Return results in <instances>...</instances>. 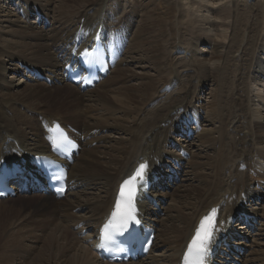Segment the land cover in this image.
Masks as SVG:
<instances>
[{
	"label": "bare ground",
	"instance_id": "6f19581e",
	"mask_svg": "<svg viewBox=\"0 0 264 264\" xmlns=\"http://www.w3.org/2000/svg\"><path fill=\"white\" fill-rule=\"evenodd\" d=\"M20 1L15 3L18 7L14 12L0 6V161H18L29 167L30 155H47L44 122L72 127L82 146L69 166L70 190L64 199L21 195L36 213L52 214L51 219L37 222L44 229L53 227L34 260L41 264H112L104 262L96 251L97 226L110 213L120 182L140 163L148 162L150 174L160 178L151 190L159 209L146 201L139 207L143 223L157 235L147 257L126 264H180L196 225L213 207L219 210L218 222L228 246L218 248L220 255L215 262H239L241 253L233 246L244 247L247 238L238 235L246 236L257 223L250 222L251 227L240 224L242 232L238 234L239 220L234 225L232 218L248 214L264 219V206L255 208L256 201H264V193L248 179L253 172L264 185V112L260 109L264 102V0H242L244 9L239 3L231 6L230 1L213 13L202 4L195 9L198 22H203L196 35V53H205L202 46L212 49L209 63L195 59L197 68L191 63L193 56L182 47L184 36L193 32L186 27L190 11L197 5L193 1ZM205 1L215 5L226 0ZM32 6L38 7L36 15L43 24L49 23L48 29L21 18L19 11L29 17L34 14ZM210 12L218 24L208 20ZM100 27L105 32L122 29L129 44L111 71L113 78L110 74L94 89L82 93L63 75L64 58L70 55L67 46L75 43L82 29L89 34L83 44L87 46ZM227 39L230 41L225 44ZM244 39L250 48L241 59L231 58ZM170 52L188 61L186 75H172L174 68H164ZM216 61V68L208 65ZM26 69H42L53 84L36 80ZM209 86L213 101L204 107L208 116L201 120L194 101L201 102L202 88ZM248 99L254 102L253 107ZM47 112L54 115L47 116ZM189 114L201 121L199 130L192 125L191 139L180 135ZM98 137L104 138L105 145L93 151ZM182 152L190 158L186 160ZM100 158L104 162L99 163ZM255 165L259 167L254 169ZM245 168L247 172H242ZM70 197L73 200L67 201ZM169 200L173 204L162 209ZM13 208L0 205V217L11 214ZM161 210L167 213L165 218L159 216ZM77 226L81 228L75 231ZM4 227L0 225L2 253L11 243L4 237ZM86 228L91 232L82 239L88 237L89 246L80 239ZM260 230L264 236V226ZM259 253L264 251L251 252L241 264H264Z\"/></svg>",
	"mask_w": 264,
	"mask_h": 264
},
{
	"label": "rangeland",
	"instance_id": "374dc122",
	"mask_svg": "<svg viewBox=\"0 0 264 264\" xmlns=\"http://www.w3.org/2000/svg\"><path fill=\"white\" fill-rule=\"evenodd\" d=\"M32 1H34V0H32ZM189 1H193L194 3L197 4V5L194 6L193 10L190 11L192 15L190 14L189 17L187 18V21L190 20L188 25L186 23V25H187L186 27L189 28L188 30H190V28H192L193 32L191 34H190V32H188L187 35L184 36L185 41L182 43V47L185 49L186 53L189 56H191V55L193 56L191 58V63L193 62V64H194L193 66H195L194 68H197L198 65L195 63V59L196 58H200V59H203V60L207 59L208 62L207 61H205V62H206V64L209 63V59H210V56H211V53H212V49L210 47L202 46L200 49H202V51L205 52V53H202V52H201L202 54L196 53V45H197V39H198V37L196 35H198V30L200 29V25L203 22H200V23L198 22L199 19H197V17H196V16H198V14L195 11V9H197L198 6L205 5V6H208L209 8H211V12L213 13L216 10H219L221 8V5H223L225 3H228L229 1L231 2V6L234 3L235 4L239 3L241 9H244V5H243L242 0H226L223 3H218V4H215V5L209 4L205 0H188V2ZM19 2H21V1L19 0V1H14L13 2L12 0H0V6L3 7V8L10 7V10H12L14 12L17 9V7H18L16 5H18ZM15 3H16V5H15ZM123 4H125V3H123ZM128 4L131 5L130 2ZM248 6H249V4H248ZM189 7H190V5L188 6V8ZM32 8H33V10L36 13L34 12V14L32 16L30 15V17L26 16L24 13H22V11H19V15L21 16V18H23V20L26 19V21H29L32 26L43 27L44 29H48L49 28V23L46 21V24H43L40 16L37 17V15H36L38 13V11H39L38 7L32 6ZM211 12L207 15L208 20H210V22L212 21V22H215V23L218 24V22H220V21H218L216 18L213 19L214 17L212 16ZM32 22L35 23V24H32ZM228 35L230 37L231 33H229ZM227 40L228 41L224 42L225 44H228L229 41H230L229 39H227ZM244 40L245 41L242 43V45H241L242 47L239 49L238 53H234L231 58H233V59L234 58L235 59H241L242 54L244 55V53L246 52V49L250 48L248 43L246 42V39H244ZM0 45H2V44H0ZM186 62H188V61H184V58H183L182 55H175L174 53L170 52V58L168 59V62L166 64L167 66L165 67V65H164V68L165 69H168L169 67L174 68V70L172 72V75H173V73H177L178 76H181L183 73H184V75H186V72H188V70H190L189 69L190 67H189V65H186ZM214 63H216V64H214ZM255 63H256V60H255ZM212 64L210 63L208 65L210 67H212V68H216L218 66L219 62L216 61V62H213ZM257 67L260 68V64H258ZM37 70L41 71L44 74V71L42 69L41 70L37 69ZM111 75H112L111 78H113L114 74L112 73ZM17 76L22 77L21 75H18V74H17ZM173 78H175V76H173ZM184 79L185 78H182L181 81H184ZM28 82L30 84L37 85V83L34 82V81L28 80ZM44 82H46V81H44ZM46 83L48 84V82H46ZM56 84L60 85L57 82H56ZM133 84H136V82H132L131 83V85H133ZM48 85L51 86L50 84H48ZM210 87L211 86H209V88H207V89L206 88L205 89L202 88V92H201V96H200L201 99H202L201 102H195L194 101L195 107H196V109H198V111H199V113L201 115V120H202V117H203V120H204L208 116L204 107L205 106L207 107L213 101V99L210 98V96L208 95L209 92H210V89H211ZM250 96H252V95H250ZM258 100H260V99H255V101H258ZM253 104H254V102L253 101L250 102L249 99H248V105L250 107H253ZM261 104H262V106H261L260 109L264 112V102H261ZM101 112L104 113L105 110H102ZM47 113H44V114L47 115V116L54 115V114H51V113H48V114ZM44 114H42V116L44 117V119L46 121V116ZM114 114H117V113L114 112ZM117 115H119V114H117ZM208 119L210 120L211 117H209ZM203 124H206V123H203ZM215 126L217 127L218 125L216 124ZM234 126H235V123L231 126V128H233ZM173 137L174 138H178L177 134L173 135ZM173 142H174V140H173ZM171 143H172V141H171ZM103 145H105L104 138L103 137H98L95 140L94 144H93V149L92 150L93 151H97ZM188 158H190V156H187L186 160ZM98 161H99V163H102V162H104V159L100 158ZM182 164L184 165V163H182ZM258 167H259V165H255L254 169H257ZM246 170H247V168H245V170H242V172H247ZM248 179L252 182V184L256 188L257 187L260 188V190H262V192L264 193V185L261 186L259 184L258 179H257L256 175H253V172H250L248 174ZM31 196H36V195L32 194ZM13 199H16V200H13ZM6 200L3 203L0 202V205L12 206V207H14L13 208L14 211L12 212L13 214L11 213V214H6V216L5 215L1 216L0 217V225H2V226L5 225V227L3 228L4 237H5V239L7 241L9 239L8 242H11L10 244H12L13 247H12V245L9 244L10 248H8L7 251H4V249H3V251H4L3 253H2V251H0V254H1L0 255V263L1 262L2 263L8 262L9 264H41L40 262H37L34 259L36 257H38L40 252H42V250H43V248L45 246V240H46L47 236L50 235L51 228L53 227V225H51V227L49 229H46V228L44 229L45 226L40 224V223L38 224L37 222L40 221V219H42V220L51 219L50 217L52 216V214L41 215V214L36 213L35 212L36 211L35 208L30 206L28 203H24L22 201L23 200V196H21V195H18L17 197L12 198V200H8V199H6ZM70 200H73V198L70 197L69 199H67V201H70ZM1 201H4V200H1ZM58 201H60V200H58ZM21 202H23V203L21 204ZM255 203H257V204H255V208H257V209L259 208V210L264 206V201L262 202V200L261 201H256ZM170 204H173L170 200L165 202V204H163V206H162V209L164 207H166V206H169ZM164 205H166V206H164ZM161 211H159V216L162 217V218H165L166 217L165 214L167 215V213L163 212V211L161 212ZM74 212L77 213V212H79V210H75ZM256 219L258 221L256 220V222H254V224L257 223V227L253 228L252 231H249V233H247L246 236L244 234H242V235L239 234L240 232H242V229L240 228L241 227L240 224H242V221L239 222V225H237V227H239V229H241V230H235V232H238V234H239L238 237L241 238V239H243V237L247 238V241L243 240L244 247H242L243 248V253L241 254V257H237V260H239L238 264H241L242 261H246L248 259L247 256L250 255V253L253 252V251H260V252L264 251V236H261L262 232L260 230V228H263V226H264V219H260V218L258 219L257 217H256ZM80 228H81V226H77L74 229H76L75 231H77ZM85 231H86L85 234H81L80 235V237H81L80 239L85 238L88 235V233L91 232L90 228H86ZM87 239H88V237L86 239H82V243L88 245L87 241H86ZM6 243H5V245H6ZM247 244L249 246H246ZM159 250H161V249H159ZM156 253L158 254V251H156ZM259 255H262L260 258H262V257L264 258V254H260L259 253ZM149 262H151V261H149ZM246 263L250 264V262H246Z\"/></svg>",
	"mask_w": 264,
	"mask_h": 264
},
{
	"label": "snow or ice",
	"instance_id": "6c2138e0",
	"mask_svg": "<svg viewBox=\"0 0 264 264\" xmlns=\"http://www.w3.org/2000/svg\"><path fill=\"white\" fill-rule=\"evenodd\" d=\"M148 165L141 163L139 167L120 186L111 219L102 230L101 247L108 244L118 246L117 237L129 228L131 224H139L137 217L136 197L142 187ZM59 179V177H56ZM63 191V189H61ZM219 210L215 207L203 216L184 256V264H206L212 241L220 229L218 222Z\"/></svg>",
	"mask_w": 264,
	"mask_h": 264
}]
</instances>
